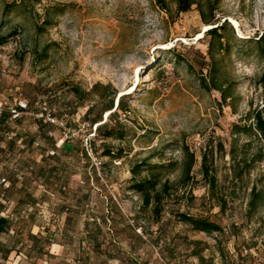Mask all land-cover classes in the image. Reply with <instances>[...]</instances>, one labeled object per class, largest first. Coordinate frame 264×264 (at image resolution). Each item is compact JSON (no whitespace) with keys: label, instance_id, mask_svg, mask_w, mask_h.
Masks as SVG:
<instances>
[{"label":"rangeland","instance_id":"1","mask_svg":"<svg viewBox=\"0 0 264 264\" xmlns=\"http://www.w3.org/2000/svg\"><path fill=\"white\" fill-rule=\"evenodd\" d=\"M165 1L167 10L157 0H0V101L9 106L21 97L33 109L37 96L48 93L56 115L77 132L66 141L70 152L36 161L33 139L50 143L28 116L19 125L27 147L0 155V164L18 159L25 171L23 183L7 193L8 213L20 217L26 204L39 201L55 213L50 222L37 214L19 218L15 235L1 233L0 246L19 242L26 264H264V160L241 175L243 160L263 144L235 127L253 122L251 114L264 106L256 43L264 35V0H211L219 24L226 20L223 50L207 33L217 25H206L196 5L178 13L173 0ZM210 43L232 94L226 102L210 86ZM96 83L110 87L89 94ZM113 90L124 93L126 110L114 112L117 99L107 110L100 93ZM98 118L99 168L83 151ZM110 129L124 137H106ZM52 130L60 139L61 131ZM191 153L196 162L185 185ZM205 153L215 194L201 170ZM138 164L142 172L134 176ZM149 165H165L161 178L174 187L159 221L132 189ZM178 213L208 218L223 230L198 232Z\"/></svg>","mask_w":264,"mask_h":264},{"label":"trees","instance_id":"2","mask_svg":"<svg viewBox=\"0 0 264 264\" xmlns=\"http://www.w3.org/2000/svg\"><path fill=\"white\" fill-rule=\"evenodd\" d=\"M22 1L23 0H21V2ZM173 1L177 5L178 13L187 12L194 5H196L198 10L200 11L202 20L206 25H217L216 27H213L207 31L208 35H210L212 38H214V40L217 41L218 47L220 50H223L226 48V44L223 43V39L225 37L223 31L225 30V27H226V20L221 25L219 24L220 21L216 15L217 1L206 0L205 3H203L201 0H173ZM157 2L160 4V6H162L164 10H167V3L165 0H157ZM205 8H208V12L205 11ZM263 42H264V35H261L259 39H257L256 43L258 45L260 55L262 56L264 60V47L262 45ZM3 43H5V39L0 41V44H3ZM209 55L211 58V65H212L210 86L211 88L220 91L222 100L226 102L229 98L232 97V94L229 92L228 87L224 88L225 83L222 80V77H220V67L218 65V60L216 59V56H215L214 47L211 43L209 45ZM259 84L264 93V69L259 78ZM102 86L104 88L110 87L109 85H102L101 83H96L93 85L92 89L89 91V94H93L95 92L97 94V92H99L98 91L99 88ZM117 95L118 94L115 90H113L112 93L109 95L100 93V97L108 98L107 110L111 111L112 109H114L115 101L118 97ZM119 110H126V107L124 105L123 96L120 97L119 103L114 112L119 111ZM111 114L113 113H110L109 118H112ZM251 115H252L253 122H251L250 124H245V125H236L235 126L236 132L237 133L245 132L246 134H251V135L253 134V135L258 136L263 146L260 152L256 155V157H254L251 160H246V159L243 160L244 162L243 168L245 169H242L241 175L245 172V170L250 169L253 163L264 160V106L262 109L255 110ZM34 120L36 121V127H37V131L39 135H44L45 136L44 139L47 140L48 143H50L48 147L43 145V143H41L40 140L38 139V138L41 139V136L35 137L33 139L31 146L32 148H34L33 150L36 151V157H35L36 161H40V162L48 161V159L50 158H56L55 156H57L59 152L68 151L69 147H68L67 142H64L62 146L58 147L57 143H58L59 138H57L55 134L52 136L48 134V131L50 129H53L52 126L40 120H37V119H34ZM98 122H101V118L95 119L94 124H97ZM102 126L103 125H99L98 130L102 131L103 129ZM105 134H106V137L108 138L116 137V138L122 139L124 137L123 134L118 135L116 133V129H110L109 132H105ZM18 140H23V142H25L26 136L21 135V133H19L17 140L10 142L8 145L10 147L14 145L16 146V143ZM34 141H39L40 146L38 148L33 147ZM83 151H84V148H83ZM52 152H54V154H52ZM85 154L86 156H88L86 152ZM108 154H112V153L108 152ZM195 162L196 160H195L194 154L191 153L190 159L187 161L185 169H184L183 182L185 185L189 184L192 180L191 173H192ZM164 168H165V165H149L148 175L142 179L134 180L132 184V189L140 195L144 207L151 208L153 215L155 216L157 221H159L161 218V215L163 212V202L165 198L168 196H171L173 189H174L173 184L171 183L169 179L163 180L161 178L163 174L162 170H164ZM201 170H202L203 177L206 179L209 185L210 192L215 194V192H217L218 190L217 178H216V175L213 173L210 165L208 164V156L206 153L203 154V157H202V169ZM141 172H142V166L140 164L133 167L134 176L140 175ZM7 174L12 180V188L6 192H3L0 189V193H1L0 197H2V200L0 201V215L2 216L0 217V235L2 232L6 234L8 233L12 236L15 235L17 232L16 230H18L16 229L17 227L16 222L19 220V218L28 219L30 216L34 214L35 215L37 214L39 218L43 220L44 222H50V221H46L40 214V205L42 204L41 203L42 201L26 204L25 207L20 212V217H16L15 214L12 212L8 213L10 209H8V206H7L8 205L7 200H9V196L7 195V193L10 194V192H12V190L14 189L15 182L23 183V180H25V176L23 177L22 180H20L12 171ZM254 196L256 197L257 201L258 200L260 201V199L262 198L260 194L254 193ZM220 204L222 206V209H225L227 207L226 200L222 199L220 201ZM253 204L254 203H252V205ZM256 207L257 205L255 206V209ZM66 210L68 211L69 208H66ZM53 215L55 216L54 212H53ZM178 217L180 218L181 221L190 225L194 230L198 232L214 234V233H219L223 230L222 227L218 223L211 221L208 218L195 217V216H192L190 214H185V213H178ZM35 236L32 237L33 247L41 251V247H39L41 243V239H39L40 237L38 238ZM16 243L17 242H15V245L10 249L9 248L4 249L3 246H0V252L2 253V257L5 258L6 260L10 259V254H13L15 252L16 256L22 255L23 260H25L26 258L27 260H29V258L25 254H23L22 252L16 251V248H18L17 246L19 242L17 244ZM234 264H239V263L237 262Z\"/></svg>","mask_w":264,"mask_h":264},{"label":"built area","instance_id":"3","mask_svg":"<svg viewBox=\"0 0 264 264\" xmlns=\"http://www.w3.org/2000/svg\"><path fill=\"white\" fill-rule=\"evenodd\" d=\"M30 107V102L27 99L21 97L16 99L15 103L9 106L7 103L0 101V155L11 156V153L9 152L10 146L8 144L17 140L20 132V122L28 116L32 117L33 119L40 120L52 127L58 128L61 131V137L57 143L58 147L62 146L64 142L70 141L73 137H76V130L68 127L66 120L64 118H59L56 115V111L51 105L50 96L48 93L39 94L34 101L33 109H30ZM98 126V124H94L92 128L90 125V130L92 131H90L83 142L85 152L87 155L93 158L95 164L99 168L101 162L98 161V158L93 155V140L97 135ZM48 134L50 136L54 135L53 130L50 129ZM16 145L20 146L22 149L26 148L23 140H18ZM39 146V141L33 142V147L38 148ZM52 154H54V152H52ZM17 160L18 159L12 161L10 160L8 164H0V189L3 192H6L12 188V180L7 174L9 172L5 171L6 166H9L10 170L20 180H22L25 175V171L19 166ZM0 200H2V197H0ZM40 214L46 221H51V219L54 217L53 213H51L49 210V204L45 202L40 205ZM245 252L247 253V249H245Z\"/></svg>","mask_w":264,"mask_h":264},{"label":"crops","instance_id":"4","mask_svg":"<svg viewBox=\"0 0 264 264\" xmlns=\"http://www.w3.org/2000/svg\"><path fill=\"white\" fill-rule=\"evenodd\" d=\"M4 244L2 245L4 247V249H10L13 247V245L15 244L14 241L10 242V243H7L5 244L6 241H3ZM60 245L59 244H53V252H57V254L60 252ZM55 250V251H54ZM10 259H5L2 257V253L0 252V264H26V261L23 260L20 256H16V258L13 257L12 254H10Z\"/></svg>","mask_w":264,"mask_h":264},{"label":"bare ground","instance_id":"5","mask_svg":"<svg viewBox=\"0 0 264 264\" xmlns=\"http://www.w3.org/2000/svg\"><path fill=\"white\" fill-rule=\"evenodd\" d=\"M235 23L237 24V22H235ZM199 38H201V35L198 37V39H199ZM120 95H121L120 97H122V96L124 95V93L121 92ZM119 100H120V99H119ZM109 115H110V112H108V113L106 114V117H105L106 120L108 119Z\"/></svg>","mask_w":264,"mask_h":264},{"label":"water","instance_id":"6","mask_svg":"<svg viewBox=\"0 0 264 264\" xmlns=\"http://www.w3.org/2000/svg\"><path fill=\"white\" fill-rule=\"evenodd\" d=\"M120 96H121V95L119 94V96L117 97L116 107H117V105H118V103H119Z\"/></svg>","mask_w":264,"mask_h":264}]
</instances>
